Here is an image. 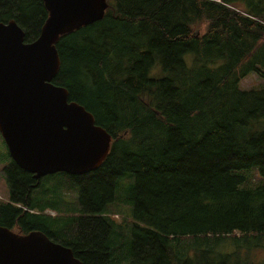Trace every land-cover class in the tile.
<instances>
[{"label": "trees", "instance_id": "1", "mask_svg": "<svg viewBox=\"0 0 264 264\" xmlns=\"http://www.w3.org/2000/svg\"><path fill=\"white\" fill-rule=\"evenodd\" d=\"M107 3L101 21L60 39L54 84L111 150L71 176L80 208L68 217L61 184L37 193L56 175L38 181L12 160L0 227L41 231L83 264H264V0ZM48 17L44 0H0V22L27 43ZM250 75L262 83L244 89ZM110 204L131 219L117 224Z\"/></svg>", "mask_w": 264, "mask_h": 264}, {"label": "water", "instance_id": "2", "mask_svg": "<svg viewBox=\"0 0 264 264\" xmlns=\"http://www.w3.org/2000/svg\"><path fill=\"white\" fill-rule=\"evenodd\" d=\"M44 1L49 17L32 43L15 21L0 22V133L12 160L38 181L94 172L112 144L94 116L54 84L60 39L101 21L107 0ZM0 264L83 263L41 231L22 235L0 227Z\"/></svg>", "mask_w": 264, "mask_h": 264}, {"label": "rangeland", "instance_id": "3", "mask_svg": "<svg viewBox=\"0 0 264 264\" xmlns=\"http://www.w3.org/2000/svg\"><path fill=\"white\" fill-rule=\"evenodd\" d=\"M157 69V68H156ZM260 79L256 75H250L249 77L245 78L241 86L244 89H251L257 88L261 85ZM12 163V158L9 155L8 148L4 142V139L0 133V204L9 201L10 190L9 184L7 181L6 174L4 170L10 166ZM256 168L252 169L251 171L244 172L247 176L250 175ZM48 177V176H47ZM258 176L254 174V177L244 184L246 187L254 186L257 183ZM250 180V181H249ZM73 179L70 175L65 173L56 174L54 179L47 178L43 180L42 187L38 190V194L43 193L44 190L48 188L54 187V183L61 184L59 189V194L61 195L60 199L58 200L57 207L59 209L58 213L61 212L62 215L71 216L76 214L77 210L80 208L79 202V192L73 189H70V184L72 183ZM124 183H128L129 179L125 178ZM131 211L132 207L128 206H117L116 204H110L108 206V212L111 218H114L117 224L123 223L124 219H131ZM55 215L54 213H51Z\"/></svg>", "mask_w": 264, "mask_h": 264}]
</instances>
